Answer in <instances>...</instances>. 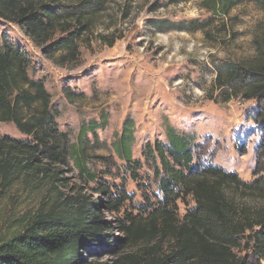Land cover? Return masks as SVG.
<instances>
[{
  "label": "trees",
  "instance_id": "trees-1",
  "mask_svg": "<svg viewBox=\"0 0 264 264\" xmlns=\"http://www.w3.org/2000/svg\"><path fill=\"white\" fill-rule=\"evenodd\" d=\"M111 1L0 0V18L18 23L46 57L66 65L80 56L82 38L105 24L103 12ZM199 2L211 13V18L227 16L235 7L249 2L264 9V0ZM128 13L129 10L122 12L123 17ZM173 25L187 31L207 27L197 23L192 28L182 23ZM104 28L110 30L112 26ZM100 33L99 37L109 46L123 37L116 32ZM256 43V56L222 66L216 86L222 89L224 102L239 96L257 100L253 117L261 126L262 140L257 147L254 174L260 175L259 178L248 183L237 173L215 166L194 169L191 140L169 125L168 143L148 142L144 148V156L154 164L163 198L143 206L137 216L126 211L123 218L115 216L123 212L131 198L126 190L113 192L98 181L97 192L105 197L95 199L64 176L66 166L70 171L77 170L79 179L96 182L98 174L89 165L93 156L60 131L51 111L52 95L42 81L29 76L28 51L7 41L0 45V121L15 123L20 132L33 138L31 142L8 135L0 137V264H261L264 36L256 39ZM97 125L88 129L94 131L99 128ZM133 140L134 123L128 119L114 149L126 164L139 166L141 161L133 160L132 156ZM95 158L109 162L104 156ZM18 181L35 187L21 192L13 190L14 182ZM188 195L194 198L196 206L178 219L172 206ZM31 196L30 201L33 196L39 198L18 210ZM14 197L20 200L14 205L16 211L9 208ZM143 212L147 214L145 217ZM115 231L125 237L118 238ZM156 233L170 239L169 252L160 255L155 246L145 257L127 254L104 258L110 253L117 254V249L130 242L150 239Z\"/></svg>",
  "mask_w": 264,
  "mask_h": 264
},
{
  "label": "rangeland",
  "instance_id": "rangeland-1",
  "mask_svg": "<svg viewBox=\"0 0 264 264\" xmlns=\"http://www.w3.org/2000/svg\"><path fill=\"white\" fill-rule=\"evenodd\" d=\"M128 10L124 18L122 12ZM103 13L105 24L82 38L80 56L66 65L46 57L18 23L0 18V45L7 41L28 51L29 76L42 81L52 95L51 111L60 131L93 156L89 165L98 174L96 182L79 179L77 170L70 171L66 166L64 176L95 199L105 197L97 192L98 181L113 192L126 190L131 198L115 217L123 218L126 211L137 216L143 206L163 198L154 164L144 156V148L148 142L168 143L170 125L191 140L194 169L215 166L237 173L248 183L259 178L254 174L262 140L261 126L253 117L257 100L239 96L224 102L216 78L225 64L256 56V39L264 36V9L249 2L235 7L227 16L211 18L199 0H113ZM173 23L207 27L187 31ZM105 25L112 29L105 30ZM99 32H116L123 37L109 46ZM128 119L134 123L132 156L141 161L139 166L126 164L114 149ZM94 124L99 128L90 131ZM6 135L33 141L15 123L0 121V137ZM95 156L107 157L109 162ZM14 183L13 190L20 192L35 187ZM31 198L18 210L30 206L34 202ZM19 201L14 197L9 208L16 211L14 205ZM195 206L194 198L188 195L172 206L173 214L183 218ZM146 212L142 213L144 217ZM114 234L125 237L121 232ZM156 235L130 242L117 249V254L104 258L127 254L145 257L155 246L160 255L169 252L170 239Z\"/></svg>",
  "mask_w": 264,
  "mask_h": 264
}]
</instances>
